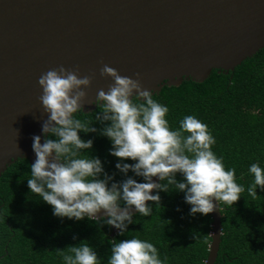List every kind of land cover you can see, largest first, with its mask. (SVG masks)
<instances>
[{"label": "water", "instance_id": "1", "mask_svg": "<svg viewBox=\"0 0 264 264\" xmlns=\"http://www.w3.org/2000/svg\"><path fill=\"white\" fill-rule=\"evenodd\" d=\"M261 49L264 0H0V176L18 159L36 160L33 136L44 142L48 118L38 79L49 69L94 74L83 89L89 113L98 90L114 83L100 75L105 64L133 79L139 73L154 94L184 80L201 83L212 70L232 72ZM213 203L204 264H215L220 243Z\"/></svg>", "mask_w": 264, "mask_h": 264}, {"label": "trees", "instance_id": "2", "mask_svg": "<svg viewBox=\"0 0 264 264\" xmlns=\"http://www.w3.org/2000/svg\"><path fill=\"white\" fill-rule=\"evenodd\" d=\"M153 99L169 109L170 130L179 129L180 121L188 115L206 124L216 141L211 150L222 158L225 170L235 169V181L245 189L235 204H219L221 236L215 264H264V189L257 187L255 198L247 192L254 183L250 166L256 163L264 169V49L232 72L212 70L201 83L184 80L177 87L164 86ZM102 110L97 105L92 112L74 114L82 122L93 121L91 126L97 129L78 133L81 139L93 141L91 149L82 150V156L101 160L104 172L113 176L109 187L129 177L145 182L131 170L125 175L115 167L136 161H121L110 154L112 142L100 134L105 124L95 120ZM30 166L27 159H18L0 176V264H64L59 250L67 253V246L82 241L97 253L98 264H109L112 241L131 238L152 243L162 264H204L212 218L210 214H190L192 206L186 203L185 192L159 191V205L147 203L152 207L150 216L134 214L125 233L119 235L115 228L111 237V225L87 217L77 221L55 216L51 205L31 193L27 183ZM175 179L185 181L181 173H176Z\"/></svg>", "mask_w": 264, "mask_h": 264}, {"label": "clouds", "instance_id": "3", "mask_svg": "<svg viewBox=\"0 0 264 264\" xmlns=\"http://www.w3.org/2000/svg\"><path fill=\"white\" fill-rule=\"evenodd\" d=\"M100 75L114 81L107 92L98 90L92 101L103 109L95 117L105 124L100 134L112 142V156L121 161H136L117 163L115 167L125 175L131 170L145 182L129 177L109 187L113 176L104 172L101 160L82 156V150L91 149L93 141L81 139L78 133L97 129L91 126L93 121L82 122L74 114L83 112L87 98L83 89L90 88L94 74L81 77L79 68L67 69L62 65L49 69L38 79L43 90L39 99L48 114L42 124L44 142L41 143V136H33L36 160L30 166L31 178L27 183L31 193L53 207L55 216L77 221L87 217L111 225L123 235L133 223L132 208L140 215L150 216L152 207L147 202L159 205V191L185 192L192 215L212 213L217 207L214 200L231 206L240 199L245 189L236 183L235 169L225 170L222 158L211 150L216 141L206 124L188 115L180 121L179 129L170 130L166 119L169 109L153 99V91L143 88L139 73L133 79L105 64ZM249 171L254 174V183L247 192L255 198L257 187L264 189V169L253 163ZM176 173H181L185 181L178 182ZM153 177L167 183H155ZM153 190L156 195L151 194ZM101 210L103 216H98ZM219 211L222 213L221 208ZM66 249L67 253L65 249L59 250L64 264H98L97 253L87 241ZM109 264L162 261L152 243L131 238L112 241Z\"/></svg>", "mask_w": 264, "mask_h": 264}]
</instances>
